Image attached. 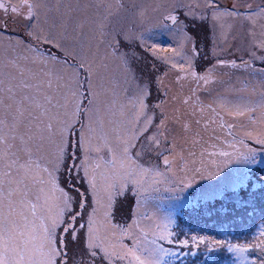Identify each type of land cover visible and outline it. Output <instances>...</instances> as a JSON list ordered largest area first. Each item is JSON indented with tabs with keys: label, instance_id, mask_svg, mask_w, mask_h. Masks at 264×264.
<instances>
[{
	"label": "snow or ice",
	"instance_id": "6c2138e0",
	"mask_svg": "<svg viewBox=\"0 0 264 264\" xmlns=\"http://www.w3.org/2000/svg\"><path fill=\"white\" fill-rule=\"evenodd\" d=\"M219 254L264 264V0H0V264Z\"/></svg>",
	"mask_w": 264,
	"mask_h": 264
},
{
	"label": "rangeland",
	"instance_id": "374dc122",
	"mask_svg": "<svg viewBox=\"0 0 264 264\" xmlns=\"http://www.w3.org/2000/svg\"><path fill=\"white\" fill-rule=\"evenodd\" d=\"M200 227L204 228V230L209 234H217L215 231H213L211 222H209L207 225L201 222ZM216 259L218 261V264H227V257L224 254H219Z\"/></svg>",
	"mask_w": 264,
	"mask_h": 264
}]
</instances>
